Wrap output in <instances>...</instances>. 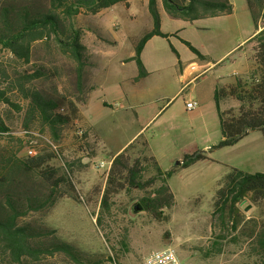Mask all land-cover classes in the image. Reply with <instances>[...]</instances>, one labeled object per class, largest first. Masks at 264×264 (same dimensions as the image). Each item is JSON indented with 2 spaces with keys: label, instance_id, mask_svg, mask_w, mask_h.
Masks as SVG:
<instances>
[{
  "label": "rangeland",
  "instance_id": "rangeland-1",
  "mask_svg": "<svg viewBox=\"0 0 264 264\" xmlns=\"http://www.w3.org/2000/svg\"><path fill=\"white\" fill-rule=\"evenodd\" d=\"M8 1L0 0V7ZM46 2L41 0L40 4L45 6ZM230 4L232 13L223 18L187 22L162 14V32L177 36L166 40L157 37L149 45L143 56L148 76L138 82L136 65L127 60L134 56L135 43L152 23L149 16L134 8L127 12L119 6L98 18L81 13L70 21L83 31L82 43L87 48L89 62L83 72L81 92L76 86L75 62L59 52L53 39L33 44L29 65L17 62L8 51L0 49V91L10 101H0V118L9 129L0 134V155L11 152L17 159L27 160V150L33 149L37 157L50 156L48 165L70 178L77 198L63 197L46 212L30 214L24 222L54 229L60 239L85 254L113 258L104 264H143L150 251L165 247L174 248L189 263L253 264L242 239H218V227L211 217L214 194L232 169L249 174L264 172V139L258 131L250 132L232 147L209 151L222 138L217 110L213 102L209 104L210 82H218V88L233 85L232 74L237 68L231 61H238L239 55H246L253 63L255 42L244 43L242 49L228 53L255 29L246 1L230 0ZM182 41L191 44L203 58L193 54ZM98 47H105V51L93 52ZM179 62L196 66L201 74L184 86L186 82L179 81ZM35 68L43 69L45 76L33 81L31 90L55 100H80L76 102L77 118L62 126L56 138L37 114L28 116V101L9 85L14 74L32 73ZM121 90L135 95L121 101ZM85 98L83 112L89 129L80 121L84 105L81 101ZM193 100L198 107L187 111L185 102ZM219 104L221 111L232 114L238 108L230 98ZM57 113L66 115V107L60 105ZM25 123L28 128H24ZM137 138L146 141L148 154L163 171L174 170L167 180L174 204L161 210L164 220L158 222L146 212H132L151 189L123 192L112 199L110 213L97 226L108 173L107 166H98L107 165ZM138 151L139 147L131 150L132 158H137ZM194 153L207 159L188 168L177 165L185 155ZM30 177L37 187L41 185L35 175ZM241 210L247 219L264 221V208L245 201ZM37 264L73 263L56 254Z\"/></svg>",
  "mask_w": 264,
  "mask_h": 264
},
{
  "label": "trees",
  "instance_id": "trees-1",
  "mask_svg": "<svg viewBox=\"0 0 264 264\" xmlns=\"http://www.w3.org/2000/svg\"><path fill=\"white\" fill-rule=\"evenodd\" d=\"M40 1L10 0L0 7V49L8 51L17 62L29 65L33 44L53 39L59 52L75 62L76 86L81 92L83 72L89 61L82 43L83 31L72 26L70 21L81 13L96 15L117 4L127 9L133 0H46L45 6ZM159 1L165 14L172 20L194 22L232 13L229 0H147L152 28L143 33L135 43L134 56L129 59L137 68L135 81L147 76L141 61L145 44L153 37L166 40L176 36L161 31ZM245 1L255 29L262 28L247 42H255L252 61L256 70L255 73L244 76V79L235 77L233 85L216 87L214 102L222 138L209 151L232 147L254 131L260 132L264 139V0ZM262 20L263 24L260 26ZM182 42L193 54L203 58L191 44ZM171 50L177 55L173 47ZM44 76L43 69L35 68L32 73L14 74L9 85L12 91L28 101V116L37 114L56 138L62 126L77 118L79 110L76 102L80 100L75 98L71 101L64 97L55 100L29 88L33 81ZM227 98L238 103L235 114L220 110L219 103ZM1 100L10 103L3 91H0ZM85 100L86 98L82 99V104ZM60 105L66 107V115L57 113ZM24 128H28L27 123ZM8 131L0 118V134ZM136 147H139L138 156L132 158L130 152ZM50 158L36 156L20 160L11 152L0 155V264H37L41 259L56 254L63 255L73 264H104L113 261L109 255L104 259L83 253L73 244L60 239L54 229L42 223L23 221L30 214L46 212L63 197L77 199L70 178L48 165ZM206 159L201 153L185 155L180 161V167L188 168ZM173 173V169L163 171L148 154L145 140L135 139L111 159L99 201L97 226L101 225V218L110 213L113 198L123 192H146L149 189L151 191L139 199V204L143 212L154 220H164L161 210L174 204V197L167 185V180ZM32 175L40 181V186L33 183ZM28 176H31V180ZM245 201L264 208V172L249 174L232 169L214 194L211 217L218 227V239L224 240L229 236L233 240L242 239L247 244V254L253 264H264V221L245 217L241 210Z\"/></svg>",
  "mask_w": 264,
  "mask_h": 264
},
{
  "label": "crops",
  "instance_id": "crops-1",
  "mask_svg": "<svg viewBox=\"0 0 264 264\" xmlns=\"http://www.w3.org/2000/svg\"><path fill=\"white\" fill-rule=\"evenodd\" d=\"M230 1V0H229ZM121 7V9L122 10H125V11H127V12H131V10L134 8L136 11H139L142 15H144V16H149V14H148V9H147V0H133V1H131L130 3H129V7L126 9L123 5H121V4H117V5H115V6H112V7H110V8H108V9H106V10H103V11H101V12H99L98 14H96V15H93L94 16V18H98V16H100V15H102V14H104L105 12H108V11H110V10H115V9H117L118 7ZM159 10H160V18L162 17V14H165V12L163 11V9H162V6H161V3H160V1H159ZM231 15V14H230ZM230 15H228V16H230ZM228 16H222V17H216V18H223V17H228ZM150 17V16H149ZM151 19V18H150ZM162 20V19H161ZM176 21V20H175ZM198 21H200V20H198ZM195 22V21H194ZM151 23H152V21H151ZM152 27H150L149 28V30L151 29ZM148 30V31H149ZM261 30V28L259 27V29L258 30H256V29H254L253 31H251V32H249L248 33V36L244 39V40H242L238 45H236L234 48H232L228 53H230V52H232V51H234V50H236L238 47H239V49L238 50H240V49H242V47H241V45L242 44H244L245 43V45L247 44V42L250 40V39H252L259 31ZM162 31V30H161ZM164 33V32H163ZM176 36H177V34H176ZM157 37H153V38H151L146 44H145V46H144V49H143V51H142V53H141V61H142V63H143V65H144V67H145V63H144V61H143V56H144V54H145V52H146V49L149 47V45H151L154 41H155V39H156ZM159 38V37H158ZM115 41V40H114ZM114 45H115V43H114ZM86 48V47H85ZM105 49V47H98V48H95L94 50H93V52H102V51H105L104 50ZM86 52H87V48H86ZM227 53V54H228ZM227 54H225V56L227 55ZM225 56H223L221 59H223ZM132 56H130L129 58H131ZM239 57V59H238V61H235V60H233V61H231V63H233L234 62V66L237 68L235 71H236V73L235 74H232V76L233 77H242V76H246L248 73H250L251 71H254V70H256V66L254 65V63H252L251 61H250V59H249V57H247L246 55H239L238 56ZM220 59V60H221ZM219 60V61H220ZM129 63H131L132 61H130L129 59L127 60ZM146 68V67H145ZM146 70V69H145ZM206 70H207V68H206ZM178 71H179V81H181V82H183V81H185L186 83L184 84V86H186L187 84H189V83H191V82H193L195 79H197V77L195 78V75L194 74H192V71H190V66H188V65H186V64H179V69H178ZM147 72V71H146ZM147 76H148V73H147ZM146 76V77H147ZM145 77V78H146ZM145 78H143V79H145ZM143 79H141V80H143ZM233 79H235V78H233ZM232 79V80H233ZM138 81H140V80H138ZM138 81H136V82H138ZM231 82V81H230ZM217 85H218V82H216V81H212V82H210V87H209V97L208 98H211V102L209 103V104H212V102H213V106H214V108L216 109V106H215V102H214V92H215V89H216V87H217ZM183 89V87L181 88V90ZM94 90V88L92 89V91ZM91 91V92H92ZM129 93H126V91H124V90H121L120 91V94H121V98H120V100L121 101H123V100H126L128 97H133L134 95H135V93L133 92V91H128ZM194 101V100H193ZM200 101H202V100H200ZM85 105H86V100H85V103H84V105H83V107H82V109L80 110V121H81V124L83 125V126H85L86 128H88L89 129V122H88V118H87V116H86V114L83 112L84 111V107H85ZM103 105H105L104 103H103ZM156 115V114H155ZM154 115V116H155ZM154 116H153V118H154ZM139 133V132H138ZM137 133V134H138ZM136 134V135H137ZM135 135V136H136ZM135 136L129 141V142H131L134 138H135Z\"/></svg>",
  "mask_w": 264,
  "mask_h": 264
},
{
  "label": "built area",
  "instance_id": "built-area-1",
  "mask_svg": "<svg viewBox=\"0 0 264 264\" xmlns=\"http://www.w3.org/2000/svg\"><path fill=\"white\" fill-rule=\"evenodd\" d=\"M190 71L195 75V78L198 77L201 73L198 71L196 66H190ZM198 107V103L194 101L185 102V108L187 111H193ZM79 134L82 135L83 131H79ZM27 156L29 158H33L36 156L35 151L33 149L27 150ZM106 172L109 171L111 166V161L107 164H100L99 168H106ZM143 264H198V263H189L184 262L179 256L177 251L172 247H165L159 250L150 251L145 257Z\"/></svg>",
  "mask_w": 264,
  "mask_h": 264
},
{
  "label": "water",
  "instance_id": "water-1",
  "mask_svg": "<svg viewBox=\"0 0 264 264\" xmlns=\"http://www.w3.org/2000/svg\"><path fill=\"white\" fill-rule=\"evenodd\" d=\"M177 165H180V162H178ZM142 211H143V208L140 206V204H136L132 208V212L134 214H137V213L142 212Z\"/></svg>",
  "mask_w": 264,
  "mask_h": 264
}]
</instances>
